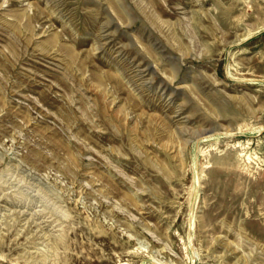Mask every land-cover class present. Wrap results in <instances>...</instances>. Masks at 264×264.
Segmentation results:
<instances>
[{"label": "rangeland", "instance_id": "obj_1", "mask_svg": "<svg viewBox=\"0 0 264 264\" xmlns=\"http://www.w3.org/2000/svg\"><path fill=\"white\" fill-rule=\"evenodd\" d=\"M0 264H264V0H0Z\"/></svg>", "mask_w": 264, "mask_h": 264}]
</instances>
